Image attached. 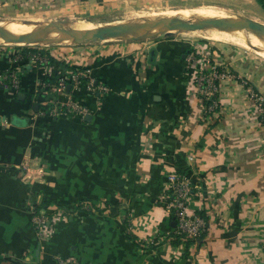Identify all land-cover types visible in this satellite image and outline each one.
<instances>
[{
  "label": "crops",
  "instance_id": "crops-1",
  "mask_svg": "<svg viewBox=\"0 0 264 264\" xmlns=\"http://www.w3.org/2000/svg\"><path fill=\"white\" fill-rule=\"evenodd\" d=\"M174 1L0 0V13L77 23L45 16ZM244 1L264 15V0ZM200 61L229 73L213 79V110L192 80ZM9 70L18 85L0 83V264H264V124L247 93L264 95L262 57L159 33L0 45V72ZM172 170L194 185L188 212L205 218L201 237H174ZM38 203L58 215L42 238L31 221Z\"/></svg>",
  "mask_w": 264,
  "mask_h": 264
},
{
  "label": "built area",
  "instance_id": "built-area-1",
  "mask_svg": "<svg viewBox=\"0 0 264 264\" xmlns=\"http://www.w3.org/2000/svg\"><path fill=\"white\" fill-rule=\"evenodd\" d=\"M32 58H43L39 53H33ZM193 60V59H192ZM207 60V59H206ZM204 61H200L198 67L193 71V83L196 89L201 93V96L206 103L205 108L213 110L218 106V100L215 98V92L217 85L213 79L216 76L229 74L225 70L219 71L215 66L210 65L206 68ZM7 78H10L14 86L18 85V76L15 70H9L7 72H0V83L7 82ZM246 82V81H245ZM65 86V79L59 77L56 81V90L62 92ZM248 96L253 98L256 104V110L260 121L264 124V95L256 90L253 86L247 85ZM65 107L69 109H83L78 105L66 104ZM29 167H26L23 178L26 176ZM29 176V175H27ZM167 185L169 188V197L166 202V209L173 215L176 225V231L183 233L184 237H200L206 229L205 218L198 212L189 213L188 203L192 195V188L194 185L191 180L184 174L178 173L172 170L166 175ZM31 221L38 237H45L52 230V221L58 215H52L45 211L42 207L32 206L31 209ZM59 264H71L72 262L57 256Z\"/></svg>",
  "mask_w": 264,
  "mask_h": 264
},
{
  "label": "bare ground",
  "instance_id": "bare-ground-1",
  "mask_svg": "<svg viewBox=\"0 0 264 264\" xmlns=\"http://www.w3.org/2000/svg\"><path fill=\"white\" fill-rule=\"evenodd\" d=\"M211 8V7H210ZM203 14L204 18L208 16H228L234 15L224 10H210V9H191L188 11H161V12H150L143 13L145 15L141 19L137 18L134 13H127L123 19H118L115 23H128V22H151V23H166L167 20H171L173 18L181 17L183 19L198 21L194 18L193 14ZM203 18V19H204ZM27 20V19H24ZM88 21V20H86ZM258 21V20H257ZM46 25L50 27L55 34L62 35L68 29H86V28H94V24L83 23V22H61V21H42ZM89 22V21H88ZM263 23V22H262ZM210 27L205 26L202 28H198V31L208 30ZM218 32L214 33L212 36H207V38H215L223 41L231 42L233 44L239 45L246 50L252 51L264 57V40L263 38L254 30L247 26H230L226 28H212ZM16 32V36L13 38H0V42L13 43V42H25L31 43L33 41H37L40 38L44 37L46 34L45 30L34 24H27L20 21V19H0V34L5 35L8 33ZM194 32V30H193ZM249 32V34H248ZM71 34V33H69ZM144 34V31H138L135 33H128L131 38H139ZM209 35V34H208ZM251 35V36H250ZM117 38V37H110ZM91 38H86L84 41H88Z\"/></svg>",
  "mask_w": 264,
  "mask_h": 264
},
{
  "label": "rangeland",
  "instance_id": "rangeland-1",
  "mask_svg": "<svg viewBox=\"0 0 264 264\" xmlns=\"http://www.w3.org/2000/svg\"><path fill=\"white\" fill-rule=\"evenodd\" d=\"M209 4V5H206ZM213 5V6H211ZM164 7H183L181 8L179 11H188L191 9H210V10H222L224 9V11H227L229 13L232 14H237V15H243V16H248L251 18L257 17V18H263L262 15L261 16V11L258 7L252 5L251 3L247 2V1H240V0H175L174 2L171 3H160V4H150V5H136L134 7H117V8H108L102 11H98V12H91V13H86V14H73V13H54L51 15H46L45 17H55L58 19H62V20H68V19H76V20H80L83 22H88L90 24H94L95 27L99 26V25H105V24H110L112 26L115 25H119V24H123L121 22L115 23L116 20L118 19H123L125 16L124 13H126V11L128 10H141V9H145L148 10L150 8H164ZM211 7V8H210ZM194 18H196V20H201L204 18L203 14H193ZM123 16V17H122ZM27 16L20 13L17 15H5L0 13V19L2 18H10V19H16V18H26ZM34 17V16H31ZM28 20V19H27ZM88 20V21H86ZM20 21H22L24 23V19H20ZM37 21V20H34ZM38 21H44V20H38ZM47 21V20H45ZM49 21H54V20H49ZM257 21V20H256ZM212 28L214 27H210L208 30H202V35L199 34L200 32L198 31V28H178V29H174L172 30L171 34H176L178 36H184L186 38L189 39H193V40H198V39H210L216 42H223L226 43L228 45H233L238 47L239 49H244L243 47L233 44L231 42H227V41H221V40H215V39H211V38H207L206 36H212L214 33L218 32L216 30H213ZM194 30V32H193ZM162 34L161 32H152V34L147 35L146 31L144 30V34L139 37V38H131V39H139V40H147L151 35H155V34ZM209 34V35H208ZM249 34V32H248ZM205 36V37H204ZM251 36V35H250ZM116 39H130V37H117V38H105V39H92L88 42H84V43H91L94 41H100V40H116ZM81 43V42H80ZM79 42L73 43V42H68V41H63V40H55V39H50L47 41H42V40H37V41H33L31 43H25V42H13V43H6V42H0V45H16V44H23V45H38L39 47L42 46H53V45H61V44H80ZM246 50V49H244ZM249 53L253 54V55H257L262 57L261 55H258L257 53H254L252 51L246 50ZM264 59V57H262Z\"/></svg>",
  "mask_w": 264,
  "mask_h": 264
},
{
  "label": "water",
  "instance_id": "water-1",
  "mask_svg": "<svg viewBox=\"0 0 264 264\" xmlns=\"http://www.w3.org/2000/svg\"><path fill=\"white\" fill-rule=\"evenodd\" d=\"M24 23L31 24L34 23L40 27H42L46 34L44 37L39 40L47 41L50 39L55 40H63L68 42H88L92 39H105L110 37H129L128 33L146 31L147 35L152 34V32H161L165 35H170L172 30L182 28H202L205 26L208 27H216V28H226L230 26H247L252 30L256 31L264 40V25L254 20L251 17L243 16V15H228V16H208L204 19L198 21H191L187 19H183L181 17L173 18L171 20H167L166 23H151V22H128L119 25L112 26L110 24L99 25L94 28H86V29H68L64 34L58 35L55 34L54 31L50 29L48 25L43 23L42 21H34V20H26ZM71 33V34H69ZM16 36V32L8 33L5 35L0 34V38H13ZM86 38H91L88 41H84ZM131 38V37H130ZM70 84H67V88H69Z\"/></svg>",
  "mask_w": 264,
  "mask_h": 264
},
{
  "label": "trees",
  "instance_id": "trees-1",
  "mask_svg": "<svg viewBox=\"0 0 264 264\" xmlns=\"http://www.w3.org/2000/svg\"><path fill=\"white\" fill-rule=\"evenodd\" d=\"M178 173H179V172H178ZM169 193H170V192H169ZM168 197H169V196H168ZM42 203H43V202H42ZM40 206H42L41 203H40V204L38 203V205H36L35 207H40ZM198 213H199V212H198ZM199 214H201V213H199ZM171 216L173 217L172 214H171ZM173 219H174V217H173ZM175 228H176V225H175ZM174 232H175V233H174V237H175L176 239H181V238L190 239V238L187 237V236L184 237L183 233L177 232L176 229H175ZM200 237H201V236H200Z\"/></svg>",
  "mask_w": 264,
  "mask_h": 264
}]
</instances>
